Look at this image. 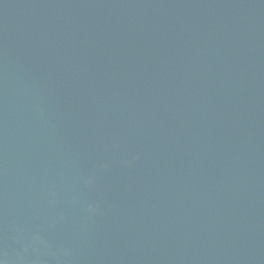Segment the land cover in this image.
I'll return each instance as SVG.
<instances>
[{"label":"water","instance_id":"water-1","mask_svg":"<svg viewBox=\"0 0 264 264\" xmlns=\"http://www.w3.org/2000/svg\"><path fill=\"white\" fill-rule=\"evenodd\" d=\"M0 264H264V0H0Z\"/></svg>","mask_w":264,"mask_h":264}]
</instances>
